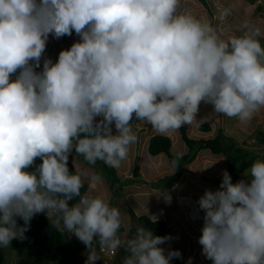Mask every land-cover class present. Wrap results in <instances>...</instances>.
Here are the masks:
<instances>
[{
    "label": "clouds",
    "instance_id": "1",
    "mask_svg": "<svg viewBox=\"0 0 264 264\" xmlns=\"http://www.w3.org/2000/svg\"><path fill=\"white\" fill-rule=\"evenodd\" d=\"M178 3L0 0V246L24 239L44 212L86 246L84 264L100 258L97 248L122 247V264L181 258L179 249L161 247L169 234L141 226L122 240L118 208L81 195L85 173L67 164L74 150L89 164L118 168L136 140L134 118L165 132L197 120L202 102L241 122L264 106L260 28L245 22L240 35L221 39L211 24L178 12ZM73 33L79 38L55 61L45 55L50 35ZM221 174L197 199L201 253L212 264H264V156L234 183L226 169Z\"/></svg>",
    "mask_w": 264,
    "mask_h": 264
},
{
    "label": "rangeland",
    "instance_id": "2",
    "mask_svg": "<svg viewBox=\"0 0 264 264\" xmlns=\"http://www.w3.org/2000/svg\"><path fill=\"white\" fill-rule=\"evenodd\" d=\"M205 4L206 8H204L199 0H179L177 11L189 13L197 19H200L202 22L211 24L221 39H227L228 37L233 35H240L245 30L244 24L245 22H247L249 26H256L260 28V35L256 38L259 39L261 46L264 47V0H205ZM78 38L79 37L76 36L75 33H73L72 35H64L62 40L60 38H53L50 35L46 43L45 55L51 57L52 60L55 61L58 52L62 48L69 47L71 43ZM202 104L203 102L199 106H202ZM206 111L207 110H203L202 112L201 109H199L196 114V118L199 120L205 115ZM213 116V120H220V114L218 116L216 113H214L213 115V112H210V117ZM223 118L225 120V122H223V131H220L227 138L231 139L229 140L231 143H235L234 141H236V139L234 138V136L237 135L236 143L240 144L241 141H245V146L247 148L258 151L259 156H256L257 158L264 156V106L256 110L250 119L243 122L240 121V124L238 122V125H236L238 119L235 116L228 117L226 115H223ZM205 120H207V116L205 117ZM200 122L201 121L199 120L197 124H199ZM130 127L133 130H146V133L148 135H153L158 132L145 121L136 120L135 118L130 121ZM187 128H189L188 132L191 131L190 128H192V125L187 124ZM214 128L215 130L217 129V127ZM173 130L174 132H178V130L176 129ZM112 131L114 133L116 132L114 126L112 127ZM170 133V138L174 139L172 129H170ZM193 133L200 134V132L197 131H194ZM134 134L136 136V140L128 145L127 153L131 152L133 146H136L138 151H142L145 146L143 145V140L145 139L141 138L142 134L139 131H136ZM172 145L174 146V143H171L170 151L172 148L175 149ZM201 152H199V154ZM137 154L138 152H135L132 166L130 165V160L132 159L131 156L126 155V158H124L126 160H129L128 163L123 161L126 169H129L126 170L127 172H123L122 170H120L122 162L120 163V166L118 168H115V171H117L116 174H118L119 182H116L114 185H112L111 189L107 180L100 174H97L96 169L93 167L91 168V166L88 165L87 161L81 154L75 153V151L73 150L69 153L68 161H70L74 165L76 171H83L85 173L83 182H86L88 185L87 190L84 194L85 196H100L101 198L105 199L110 206H115L118 208L120 212L121 224L124 227V231L119 235L122 240L134 236L136 233V229L138 227H141L136 217L143 215L149 218L153 216H159V210L162 209V206L159 208L158 205H153L151 199H153V197L157 199V196H159L158 194H161L163 192L159 191L158 189L155 191L153 190L152 192L150 191L148 193V196L151 195L152 197H137L136 195L130 197L125 193H128V191L130 192V190H134V188L144 190V187L146 186H150V188L153 189H165L166 191L164 194L170 196V202H166L163 197L164 205L167 206L168 213L163 215V217H165L166 219V224L170 225L171 227L169 235L173 237V245L168 246L164 242L161 247L165 249V253L168 248L176 247L180 250L181 258L184 261L191 257V264H212L211 260L205 258V256L201 253V245L198 243V237L201 234L200 228L202 226L203 216L201 214L203 213V210L199 209L197 200H195V198L198 199V197L202 195L203 192L195 191L194 195H192L193 199L188 200L187 197L185 198V192L189 189L186 188L185 191H183V193L179 195L180 201L177 199L174 201L172 192L173 189H175L176 182L173 179V176L166 177L163 181H160L157 184L151 183L152 181H149L153 180L151 178L141 180L140 177L146 176L144 175V171L149 170L151 167L146 164L149 155H147L148 153L144 151V154L142 156L144 158L141 157L140 160V165L144 169L140 167L138 168L137 166L139 163V159ZM203 159L204 158H199L197 155L193 162H198L195 164L192 162V165L188 167L190 169H187L188 173L182 174V177H180L179 181L182 180L184 182L183 187H186V184L188 183H191L194 187L198 186L194 178L195 176L193 175L197 171H200L198 168L201 166V162L203 161ZM166 162L167 161L164 162L165 169L167 168ZM157 166L159 165H156V167ZM133 167H137L139 169L137 171L139 177L132 174L131 171L133 170ZM157 171L158 172L155 174L157 176L154 178L155 181L159 180L158 178L160 174H166L163 170L157 169ZM162 175H160V177H162ZM93 176L96 179L94 182V186L90 187L89 178ZM197 178L206 181L203 182V188L199 187L202 191H204V188H207V186L211 185V181L209 180H211L212 178H207L204 175L197 176ZM241 178H244L243 172L237 177V179ZM135 192H137V190H135ZM182 201L184 203L180 205ZM184 205L186 206L184 207ZM128 209L132 211L134 217L129 215ZM176 211H178V213ZM197 213L201 214L197 215ZM55 220L57 221V218H55ZM72 236L75 237V235ZM121 249L122 247L114 249V254L110 255L109 251L101 252L99 248H97V254L100 256V258H98L94 262V264H122V259L126 254L122 253ZM85 252L86 246L81 241H79V249L76 257L77 264H84V260L86 259ZM3 264H28V259L25 256L21 239L16 238L15 241L10 240L9 245L6 246V249L4 248ZM47 264L58 263L49 262Z\"/></svg>",
    "mask_w": 264,
    "mask_h": 264
},
{
    "label": "trees",
    "instance_id": "3",
    "mask_svg": "<svg viewBox=\"0 0 264 264\" xmlns=\"http://www.w3.org/2000/svg\"><path fill=\"white\" fill-rule=\"evenodd\" d=\"M199 2L206 8L205 0H199ZM63 39V36L60 37ZM137 120V119H136ZM200 132L209 131L208 124L206 122L201 123L198 126ZM180 139L184 143L187 151L181 156H174L170 153L171 140L168 136L161 133H156L150 136L147 140V153L149 156L154 157L158 154H165L168 158L169 166L173 171V179L177 183L183 173L187 172V165L190 164L201 151H209L212 155H222L225 159V169L231 176L232 182H236L237 177L248 167L254 159H257L258 151L252 150L241 144L231 143L221 131H217L212 138H199L193 139L187 136V125L183 124L179 127ZM263 152V151H262ZM257 156V157H256ZM39 162V158H37ZM91 168H95L97 174L103 176L108 184L114 185L118 180V174H116L115 168H111L103 163V161L97 160L93 164H89ZM70 171H76L74 165L67 161ZM138 168L133 167V175L138 176ZM222 177L219 179H211V183L216 187L219 186ZM141 181V180H140ZM163 181V180H162ZM87 183L83 182L80 189L81 195H84L87 190ZM126 196V195H125ZM79 197L74 198L69 203H74ZM130 216L134 217L132 211L128 209ZM55 216L50 217L49 220L44 212L34 214L29 222V227L24 233V239H21L25 256L28 259V264H47L57 262L58 264H77L76 257L79 249V241L68 234L66 230L62 229V221L57 223ZM140 225L144 228L151 229L155 235L169 234L171 227L167 226L164 220H151L146 216L136 217ZM18 224H23V221L17 218ZM124 231V227L121 224L117 230L119 236ZM13 241L16 238L11 239ZM168 246L173 245L172 239L165 241ZM4 248L6 246H0V264L4 262ZM169 249V248H168ZM167 249V250H168ZM172 249H177L176 247ZM122 253H125L122 248ZM167 252V251H166ZM126 254V253H125ZM182 258H173L170 264H184Z\"/></svg>",
    "mask_w": 264,
    "mask_h": 264
},
{
    "label": "crops",
    "instance_id": "4",
    "mask_svg": "<svg viewBox=\"0 0 264 264\" xmlns=\"http://www.w3.org/2000/svg\"><path fill=\"white\" fill-rule=\"evenodd\" d=\"M37 70H39V69H37ZM199 109H201V111L203 112V110H207L206 112H205V117L207 116V120H203V121H201L199 124H197V122L199 121L198 119L197 120H194L192 123H191V125H192V128H190V130L191 131H189L188 132V130H189V128H187V136L188 137H190V138H193V139H199V138H204V139H207V138H212L213 136H215V134H216V132L217 131H223V122H225V120H224V118H223V114H220L221 116L219 117L220 118V120H218V121H216V120H213V118H214V116L213 117H210V109H211V105L210 104H202V106H199ZM208 110H209V112H208ZM213 115H214V113H213ZM218 116H219V114H217ZM203 116V117H204ZM210 120V121H209ZM214 121V122H213ZM203 122H206L207 124H208V127H209V131H207V132H200L199 130H198V126L201 124V123H203ZM238 122H239V124H240V121L238 120L237 121V123H236V125H238ZM147 123V122H146ZM221 123V124H220ZM215 124H216V126H215ZM183 125V124H182ZM187 125V124H186ZM196 125H198V126H196ZM194 126H196V127H194ZM214 127H217V129L215 130V128ZM197 129V130H196ZM176 130H178V132H174V130L172 129V131H173V135H174V139H172V138H170L171 136H170V130H167V131H165V132H161V134H165L166 136H168L169 138H170V140H171V143L173 144L174 143V148L176 149H173V151H172V149H171V151H170V153L172 154V155H174V156H181V155H183V154H185L186 153V151H187V148L185 147V145H184V143L181 141V139H180V134H179V128H177ZM215 130V131H214ZM131 131H133V133H135L136 131H139L141 134H142V137L141 138H143V139H145V140H143L144 142H143V145H145L144 146V148L142 149V151H138L137 150V148H136V146L134 147L133 146V151H132V149L131 148H129V149H131V152H129V153H127V155H129V156H131V160H130V165L132 166L133 165V158H134V155H135V152H138V159H139V163H138V168L140 167V168H143V167H141V163H140V160H141V157L143 156V154H144V151H146V153H147V149H146V145H147V140H148V138L150 137V136H152V135H148L147 133H146V130L144 131H140V129H136V130H133V129H131ZM194 131H197V132H200V134H194L193 132ZM113 132V131H112ZM147 132H148V129H147ZM157 133H160V132H157ZM113 134H115L114 132H113ZM244 137V136H243ZM234 138L236 139V141H237V135H235L234 136ZM250 139V138H249ZM243 140V139H242ZM241 145H243V146H245V141L243 142V141H241V143H240ZM148 155V154H147ZM149 158L147 159V165L148 166H150L151 168L149 169V170H147V171H144L145 173H144V175H146L145 177L144 176H142V177H140V179L141 180H145V179H147V178H151V179H153L154 180V178L157 176V175H155L158 171H157V169H160V170H163L164 171V173H166V174H164V175H162V174H160V175H162V177H160V175H159V180H149V181H152L151 183H159L160 181H162V180H164V178H166V177H171L172 175H173V171H172V169L170 168V166H169V162H168V158L166 157V155L165 154H163V153H161V154H158L157 156H154V157H151V156H148ZM198 157L199 158H204L203 159V161L201 162V166L198 168L200 171H197L193 176H195L194 178H195V181L197 182V185L198 186H193L191 183H188V184H186V187H183V185H184V182L181 180V181H177V183H175V189H173V199H174V201L177 199V200H179V195H181V193H183V191H185V189L186 188H188L189 190H187L185 193V198L187 197L188 198V200L189 199H193L192 197V195H194V193H195V191H201V192H203L199 187H202V185H203V182H206V181H203V180H200V178L198 179L197 178V176H200V175H204L205 177H207V178H212V179H219V178H221L222 177V174H221V170H223V169H225V159H224V157L222 156V155H212V154H210L209 153V151H202L200 154L198 153ZM126 158V157H125ZM142 158H144V157H142ZM123 161H125L126 163H128L129 162V160H126V159H123L121 162H122V164H121V166H120V170H122L123 172L124 171H126L127 169H126V166H125V164H124V162ZM165 161H167L166 163H167V168L165 169V166H164V162ZM194 161V160H193ZM192 161V162H193ZM192 162L190 163V164H188L187 165V169H190V168H188V167H190L191 165H192ZM198 162V161H197ZM196 161H195V163H197ZM194 163V162H193ZM194 163V164H195ZM156 165H159V166H157L156 167ZM129 166V165H128ZM144 169V168H143ZM168 169V170H167ZM129 170V169H128ZM139 170V169H138ZM142 170V169H141ZM117 172V171H116ZM127 172V171H126ZM132 172V174H133V170L131 171ZM185 173H188V172H185ZM206 174H207V176H206ZM242 174V173H241ZM240 174V175H241ZM182 177V176H181ZM197 178V179H196ZM129 179V178H128ZM179 180H180V178H179ZM195 182V183H196ZM193 183V182H192ZM211 185L210 186H207V188L208 189H212V190H214V189H216L217 187L215 186V185H213L212 183H210ZM191 185V186H190ZM216 187V188H215ZM203 188V187H202ZM159 190V191H161V192H163V194L165 193V189L164 190H162V189H160V188H155V189H153V188H150V186H146V187H144V190H140V189H138V188H134V190H130V192L128 191V193H125L127 196H137V197H140V196H142V197H152L151 195H149L148 196V193L151 191H155V190ZM135 190H137V192H135ZM203 190H205V188L203 189ZM131 193H133V194H131ZM159 196H157V199L155 198V197H153V199H151V202L153 203V205H158V207L160 208L161 206H162V209H160L159 210V216H157V217H150V219L151 220H156V219H159V220H166L165 219V217H163V215H165L166 213H167V206L166 205H164V201H163V195H161L160 193L158 194ZM197 196V195H196ZM145 200H146V198H145ZM195 200H197V198H195ZM180 201V200H179ZM184 202L182 201L181 203H180V205L181 204H183ZM186 205H184V207H185ZM165 212V213H164ZM177 213H178V211H176ZM202 213V212H201ZM201 213H197V215L198 214H201ZM168 214V213H167ZM201 215H203V213L201 214ZM167 217H168V215H167ZM166 222V221H165ZM167 226H170V225H167Z\"/></svg>",
    "mask_w": 264,
    "mask_h": 264
},
{
    "label": "built area",
    "instance_id": "5",
    "mask_svg": "<svg viewBox=\"0 0 264 264\" xmlns=\"http://www.w3.org/2000/svg\"><path fill=\"white\" fill-rule=\"evenodd\" d=\"M109 254L110 255H113L114 254V251L113 250L109 251Z\"/></svg>",
    "mask_w": 264,
    "mask_h": 264
}]
</instances>
